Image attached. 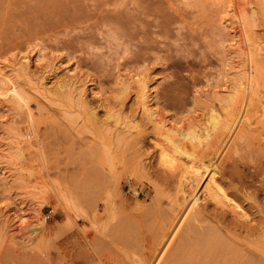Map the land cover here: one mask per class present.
<instances>
[{"label": "rangeland", "instance_id": "1", "mask_svg": "<svg viewBox=\"0 0 264 264\" xmlns=\"http://www.w3.org/2000/svg\"><path fill=\"white\" fill-rule=\"evenodd\" d=\"M262 62L264 0H0V264H142L145 236L184 218L195 193L205 211L258 228ZM247 75L252 89L234 92ZM132 76L147 81L155 117ZM211 108L220 123L202 144L158 131L162 117L180 131L209 128ZM228 126L240 133L215 176L247 217L204 196L207 174L189 184Z\"/></svg>", "mask_w": 264, "mask_h": 264}, {"label": "bare ground", "instance_id": "2", "mask_svg": "<svg viewBox=\"0 0 264 264\" xmlns=\"http://www.w3.org/2000/svg\"><path fill=\"white\" fill-rule=\"evenodd\" d=\"M245 33H246L245 26L243 25L242 34H244V36H242V37H244V38H245ZM248 35H250V34L248 33ZM247 36H246V38H247ZM246 41H248V40H246ZM254 54L255 53H253V55ZM25 58L26 57H23L22 60ZM250 61L253 62L254 60H252V58L250 57ZM22 63H23V61H22ZM262 63H264V62H262ZM254 69H252V70H254ZM254 71H256V70H254ZM247 76L248 77H246L247 80L245 82H239V88L235 89V87H233V89L232 88L231 89L234 92H237L238 90L245 91V90L252 89V86H254L255 82L253 81L252 77H249L251 75H247ZM128 78L130 79V76ZM132 80H134L138 84V89H137L138 96L137 97H139V99H140V103L142 105V111L151 117H155L156 116L155 112L152 110V108L149 104V98L151 97V91H150L149 85L147 84V81L140 78V77H137V76L133 77ZM64 83L63 84L60 83V84H62L61 86H63ZM68 83L66 82L65 86H66V84L68 85ZM262 87H264V85H262ZM260 89H261V87H260ZM5 92H6L5 94H9L11 92L15 96L18 94V90H17L16 86H14V85H10L6 89ZM247 92L248 91H246V93ZM94 93H93V95H94ZM262 94H264V93H262ZM231 95H232V93H231ZM239 95H240V93H239ZM239 95H238V97H239ZM247 97H249V92H248ZM231 98L232 97L229 96V99H231ZM245 98H246V96H245ZM235 99H237V98L235 97ZM238 99H237V101H238ZM262 100H264V99H262ZM234 101H236V100L233 99V103H234ZM242 102H243V100L241 101V103ZM239 103H240V99H239ZM242 104L240 105L239 109L242 113L241 116H244L245 114H243V112L245 109V105L247 103L245 104V102H244ZM245 111H247V110L245 109ZM209 112H211V116L213 117V120H214L212 125L209 128L207 127V128L195 129V128L189 127L187 129H185V131H182L184 129H182L180 131V128H177V126L175 127L174 123H170L168 121V119H165L164 117H162V119L158 122L159 127H160L158 129V131H159V133H161L166 139H168L172 143H175L177 141V136H178V138L180 137V138H183L186 140L188 139V141H189V139H191V140L196 139V141H198V143L202 144V142L204 140H206L207 138H210L213 135L214 131H216L218 128V124L220 123L218 121L219 116H218V114H216L215 110L213 108H211V111H209ZM203 116H204V114H203ZM231 117H232V115H231ZM234 121H235V119H234ZM258 122H260V121H258ZM250 124H252V123H250ZM200 125H201V123H200ZM223 126L227 128V126H225V125H223ZM236 126H234V127L228 126L229 129L227 131V134H225L226 137L222 138L221 141L219 142L220 144H218L219 145L218 150L215 151L216 155L212 159H210V160H212L210 163H209L210 160H208L209 164L203 165L204 163H202L203 167L202 168L200 167L201 169L198 167L194 168L193 165H192L193 167L191 166L192 168H194L193 170H195V171L193 173V170H192L193 175H191L192 177H191V180L189 181V184L192 183L193 189H194V187L198 186L201 183L205 174H207L205 176L206 182L203 186L204 187V191H203L204 196L208 195V198H211L210 200H214V199H216V201L218 200L219 202L214 201V203H216V204L218 203L217 204L218 206H220L219 203L221 201L219 198L224 199L229 210L232 211V210L237 209V213H240L239 214L240 217H242V216L247 217V215L244 213L245 210H244V212L241 211V210H243L242 207L232 197H230V195L227 194V192L223 189L222 185L220 184L221 183L220 178H217L215 176V174L217 173L216 163L222 164L226 160V158H225V160L223 162H220L222 158L219 159V157L222 156L231 146V141H232L231 137H232V135L236 129ZM243 129H245V128H243ZM238 130H236V131H238ZM219 131H220V129H219ZM238 132L240 133V130ZM242 132L244 133L245 131H242ZM224 133H225V131H224ZM239 136H240V134L238 135V138H241ZM262 137H264V136H262ZM246 138H247V135H246ZM212 140H214V139H212ZM156 143L159 144L158 142H156ZM246 146H245V148H246ZM238 148H242V147H238ZM172 149H173L172 151H174V152H178V153L181 152V153L187 154L191 158L193 157V155L191 153H188L186 150L182 149L181 147H179L177 145H174ZM216 149H217V147H216ZM209 153L211 154V152H209ZM160 154H161V157H162L164 163L166 162L169 165V163L172 162V160H173L172 155H168L164 151L160 152ZM223 157H224V155H223ZM217 160L220 163L216 162ZM227 161H229V160L227 159ZM175 164H176V162H175ZM222 166H223V164H222ZM226 168H227V166H226ZM226 168H224V169H226ZM230 168H231V166H230ZM232 173H233V171H232ZM245 176L246 175L244 174V176H242V177L244 178ZM206 178H207V180H206ZM190 186H191V184H190ZM184 191L185 190H183V192ZM179 192H182V191H179ZM200 197H202V196H199L196 193L193 194L192 197L190 195L191 199H190V201H188L189 204L186 203L187 206L185 208H187V209L184 210L185 213L187 212L184 218H182V217L180 218V215H181L180 214L177 219L171 218L167 221L162 219L161 220L162 224H160V227H158L154 230L152 237L149 239L148 236H145V242L143 243V245L141 244L143 246L141 248V254L143 255L142 264H254V261H255V264H262V260H264V220H262L260 222L258 228H250V227L246 228V226L241 224V223L228 222L224 219V216L221 212H218V211L216 212L215 210L213 212H207L204 209L200 208V204L198 202L201 199ZM182 200H184V199H182ZM222 204H223V202H222ZM238 208L240 209L241 212L238 211ZM181 211L178 212L177 214L181 213ZM258 211L260 212V216L262 218H264V205H262L258 209ZM232 212L234 213V211H232ZM246 219H248V218H246ZM158 220H159V218H158ZM40 225L42 227V225H43L42 221H41ZM241 227L243 229H241ZM126 233H127V231H126ZM240 235H243L244 238H248V237H252V238L248 239V244H245V243H242L236 239V236H240ZM85 237H86V235H85ZM87 238L88 237H86L85 239L87 240ZM88 239H90V238H88ZM91 241H93V240H91ZM94 242H95V240H94ZM96 255H97V253H96ZM101 258H102V256L99 259H101ZM103 260H104V258H103ZM107 260H109V259L107 258ZM105 263L107 264L108 262H105ZM81 264H85V262L83 263L81 261Z\"/></svg>", "mask_w": 264, "mask_h": 264}]
</instances>
